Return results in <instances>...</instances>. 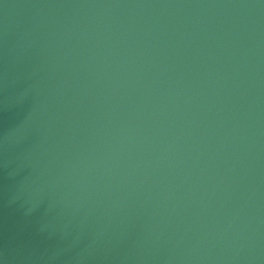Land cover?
Returning <instances> with one entry per match:
<instances>
[{"label":"water","instance_id":"obj_1","mask_svg":"<svg viewBox=\"0 0 264 264\" xmlns=\"http://www.w3.org/2000/svg\"><path fill=\"white\" fill-rule=\"evenodd\" d=\"M0 264H264V0H0Z\"/></svg>","mask_w":264,"mask_h":264}]
</instances>
